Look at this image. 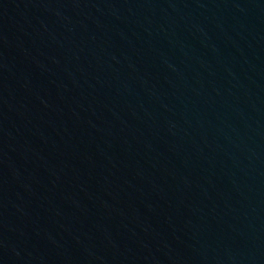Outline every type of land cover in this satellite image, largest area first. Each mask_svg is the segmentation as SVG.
Listing matches in <instances>:
<instances>
[{"label": "water", "instance_id": "1", "mask_svg": "<svg viewBox=\"0 0 264 264\" xmlns=\"http://www.w3.org/2000/svg\"><path fill=\"white\" fill-rule=\"evenodd\" d=\"M0 264H264V0H0Z\"/></svg>", "mask_w": 264, "mask_h": 264}]
</instances>
